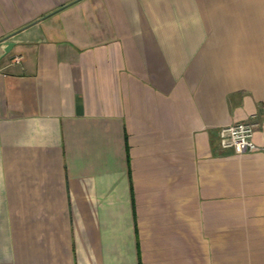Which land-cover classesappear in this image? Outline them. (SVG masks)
Returning <instances> with one entry per match:
<instances>
[{
	"label": "crops",
	"instance_id": "crops-1",
	"mask_svg": "<svg viewBox=\"0 0 264 264\" xmlns=\"http://www.w3.org/2000/svg\"><path fill=\"white\" fill-rule=\"evenodd\" d=\"M0 264H264V0H0Z\"/></svg>",
	"mask_w": 264,
	"mask_h": 264
},
{
	"label": "built area",
	"instance_id": "built-area-1",
	"mask_svg": "<svg viewBox=\"0 0 264 264\" xmlns=\"http://www.w3.org/2000/svg\"><path fill=\"white\" fill-rule=\"evenodd\" d=\"M258 126L253 117L220 127L218 130V146L221 149H231L234 153L256 151L260 147L253 140V133Z\"/></svg>",
	"mask_w": 264,
	"mask_h": 264
},
{
	"label": "water",
	"instance_id": "water-1",
	"mask_svg": "<svg viewBox=\"0 0 264 264\" xmlns=\"http://www.w3.org/2000/svg\"><path fill=\"white\" fill-rule=\"evenodd\" d=\"M6 46L7 47H5L4 49L5 52L9 51V48L11 47V43H6Z\"/></svg>",
	"mask_w": 264,
	"mask_h": 264
}]
</instances>
